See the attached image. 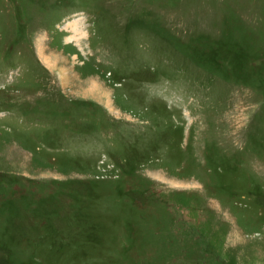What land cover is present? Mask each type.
<instances>
[{"label":"rangeland","instance_id":"obj_1","mask_svg":"<svg viewBox=\"0 0 264 264\" xmlns=\"http://www.w3.org/2000/svg\"><path fill=\"white\" fill-rule=\"evenodd\" d=\"M0 264H264V0H0Z\"/></svg>","mask_w":264,"mask_h":264},{"label":"trees","instance_id":"obj_2","mask_svg":"<svg viewBox=\"0 0 264 264\" xmlns=\"http://www.w3.org/2000/svg\"><path fill=\"white\" fill-rule=\"evenodd\" d=\"M1 182H2L3 185H7V183H8V182H7V179L4 178V177L2 178V181H1Z\"/></svg>","mask_w":264,"mask_h":264}]
</instances>
